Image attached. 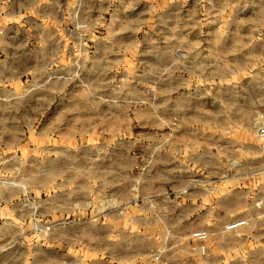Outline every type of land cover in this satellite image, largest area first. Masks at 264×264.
Returning a JSON list of instances; mask_svg holds the SVG:
<instances>
[{
	"label": "rangeland",
	"instance_id": "374dc122",
	"mask_svg": "<svg viewBox=\"0 0 264 264\" xmlns=\"http://www.w3.org/2000/svg\"><path fill=\"white\" fill-rule=\"evenodd\" d=\"M57 2L66 22L55 29L46 21L42 27L47 37H58L65 58L34 70L37 60L31 53L41 46L32 42L35 28L0 29L15 36L10 59L0 61L15 80L13 86L0 85V94L6 87L11 95L7 105H0V196L9 192L7 186L16 187L7 207L14 214L28 208L31 218L24 222L33 229L8 236L12 254L6 257L16 264H139L162 254L170 264L203 260L192 241L181 236V225L167 215L175 208L168 199L182 195L163 190L154 197V191L198 175L187 169L193 158L188 139L200 132L239 133L255 147L264 146L259 134L264 126V0H139L141 27L134 34L123 33L130 30L126 27L112 28L116 43L105 41L112 35L107 7L111 3L114 9L119 0ZM9 5L0 0V9ZM169 62L172 73L166 70ZM167 151L174 153L175 171L166 168ZM116 162L124 165L120 178L111 168L97 173L102 178L96 182L82 181L86 172L71 167ZM251 163L257 185L264 181V173H258L264 161L255 148ZM39 175H44L42 184ZM106 176L109 187L120 181L126 196L119 206L120 234L102 214L117 203L89 198L73 204L77 186H106L101 183ZM95 191L89 189L91 196Z\"/></svg>",
	"mask_w": 264,
	"mask_h": 264
},
{
	"label": "crops",
	"instance_id": "0c3cea01",
	"mask_svg": "<svg viewBox=\"0 0 264 264\" xmlns=\"http://www.w3.org/2000/svg\"><path fill=\"white\" fill-rule=\"evenodd\" d=\"M7 1L10 2L9 7L7 9H0V21L2 19L6 20L4 25L0 23V29L15 27L18 30L21 28L23 31H32V27L35 28V40L32 42H38L41 46L39 48L40 52L31 53L33 58L37 60L33 68L34 70L37 69L36 66L39 64L45 66L46 62L49 60L65 58L63 54L61 55V52L59 53V48L57 46L59 44L58 37H55V39L49 36L47 37V33L42 27L45 25L46 21L55 29H57L58 26L62 27L66 22L64 19L62 20V14L60 7L57 5V0H53L52 2H46L45 0ZM126 2L127 0H119L118 5H116L114 9H112L111 3H108L107 13L110 18L107 27L112 35H108L105 39L107 43H116L117 37L113 35L111 31L112 28L126 27L130 30H124L123 33L131 32L134 34L135 31L141 27V21L138 17L139 0H133L132 4L128 6ZM27 23H30L32 26L27 28ZM55 29L54 32L57 31ZM2 34L3 32L0 34V43H4L6 47L1 46L0 61L10 59L12 53H10L11 47L9 45L10 43H14L15 38V36L9 35L7 32ZM27 42L28 41H26V43ZM49 43H54L55 46L46 45ZM50 48H52V50H49ZM172 65L173 63L170 62L167 64L166 70L168 72L172 73L174 71V69L170 67ZM14 81L11 69L7 67L0 68V85L2 87L8 85L13 86L15 83ZM1 92L0 105H7L11 97V95L8 94L9 90L5 87L2 88ZM51 102L52 101H48V104H51ZM245 138L239 133L224 135L223 137L222 134L201 132L198 133L197 136L191 137L188 139V143L193 158L187 163V169L191 173H198V175L191 174L188 177V181L182 185H167L165 188L161 187L154 191V197L161 194L163 190L182 195L179 200L176 198L168 199L174 204L175 208L167 215L170 216V219L173 220L176 227L181 225V236L188 237L193 243L192 249L196 251L199 257L203 258V260H197L192 263L184 262L183 264H264V210L259 204L264 190V181L254 185V167L251 163L254 148L261 156V160L264 161V146L255 147L252 142L245 140ZM223 140H230L228 146L223 145ZM223 156L227 157L228 160L223 158ZM165 157L167 170L175 171L174 162L176 158L174 157V153L167 151ZM119 163L120 162L114 163L112 167L104 164L90 166L88 164L75 163L71 165V167L74 168L76 172H83L81 174L86 172L85 175H80L81 177L84 176L82 181L86 180V182H90L93 180L92 182H96V180L102 178L101 174L97 173H109L111 168L117 171V175L114 178L119 179L120 172H124V165L121 167ZM179 164H181V162L178 163V166ZM50 167L52 168V166H49V168ZM53 171L57 172L58 167L53 166ZM222 172H229V174L223 176ZM258 173H264V169L258 171ZM43 176L44 175H39V182H41V184L45 180V178L42 179ZM80 176L76 174L75 177L81 178ZM109 178V176H106L101 180V183H107L106 186L105 184L95 186L89 183L87 185L82 184L81 186H77V189L71 192L73 194V204L75 207H78V203H87L90 199L92 202L97 199L96 202L99 201L104 204H109L111 202L117 203L118 205L114 206L111 212H107L106 210L102 214L105 220L106 218L111 220L113 226L117 229V234H120V230L124 229L121 226L124 216L121 214L122 212L119 210V206L126 202V196L122 193L123 188H121L120 181L117 182L116 185L114 184L109 187ZM92 187L95 188V190L97 189V191H95V195L93 193L91 196L89 189ZM104 187L111 188V190L105 193ZM7 188L10 189L8 190L9 192L0 196V219L5 218L7 220L6 222H1L2 224L0 223V264H16V261L6 257L8 253L12 254V247L8 246L9 242H7V238L9 235L28 234L30 231H33V229H31L29 223L26 225L24 222L27 220V217L31 218V213L28 208L25 209L26 213L14 214L10 211L9 207H7L11 196L18 191L14 190V192H10L16 188L13 186H7L6 189ZM82 196H86V199L81 200L80 198ZM60 198L59 204L61 203ZM61 206L62 205H58V203L55 205L57 212H60ZM58 217L59 220H55L61 223L62 217L61 215H56L55 210V218ZM135 218L140 219L137 215H135ZM238 220H246V223L237 229H227L228 225ZM198 231H206L208 233V239L205 242L207 252L204 255L201 252L199 241L193 237V234ZM226 253L229 254L230 258H225L227 257ZM78 263L79 262L66 263L59 260L48 261L47 263H42L41 261L33 262V264ZM81 264L111 263L106 261H89ZM123 264L127 263L125 262ZM139 264L170 263L168 258L162 254L153 255L150 262Z\"/></svg>",
	"mask_w": 264,
	"mask_h": 264
},
{
	"label": "built area",
	"instance_id": "2783aa9c",
	"mask_svg": "<svg viewBox=\"0 0 264 264\" xmlns=\"http://www.w3.org/2000/svg\"><path fill=\"white\" fill-rule=\"evenodd\" d=\"M259 134L261 136H264V126L259 129ZM259 204H260L261 208L264 210V190L262 192V196H261V200H260ZM245 223H246V220H238V221H235V222L231 223L230 225H228L227 229L228 230L237 229L238 227L244 225ZM193 237L199 241V246H200L201 252L204 255L207 252L205 242L208 239V233L206 231H198V232L193 234Z\"/></svg>",
	"mask_w": 264,
	"mask_h": 264
}]
</instances>
